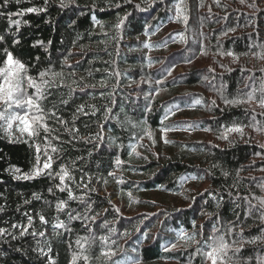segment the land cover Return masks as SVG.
<instances>
[{
    "label": "trees",
    "instance_id": "trees-1",
    "mask_svg": "<svg viewBox=\"0 0 264 264\" xmlns=\"http://www.w3.org/2000/svg\"><path fill=\"white\" fill-rule=\"evenodd\" d=\"M64 3L66 7L61 0H0V67L7 50L37 82L46 72L44 78L53 86L40 102L42 109L55 111L68 129H78V134L65 131L64 124L46 117L43 123L53 131H41L37 138L21 136L15 123L11 139L0 130V228L9 233L0 238V264H48L41 250L55 264H70L72 254L81 250L78 239L89 257L87 264H102V236L116 242L111 264H189L190 256L191 264H206L195 256V245L185 247L177 239L181 228L193 231L192 220L198 233L203 225L205 239L214 224L226 231L238 217L236 233L243 230L245 240L260 235L259 213H247L249 201L255 206L256 197L264 198L259 187L264 185V108L255 101L225 105L219 93L228 99L243 98L249 77H256L257 87L264 78V0H156L154 4L148 0L150 6L143 0ZM177 4L188 18L186 23L176 19ZM28 8L45 11L27 13ZM126 14L124 25L117 29ZM147 28L154 34L145 35ZM145 42L153 47H144ZM173 65L168 76L165 69ZM54 73L61 75L53 77ZM157 80L164 83L156 85ZM156 87L161 91L151 101V111H146L145 93ZM197 100L202 103L196 104ZM174 104L179 110L173 109L175 114L165 124L175 130L166 134L170 143H164L160 122ZM80 105L83 112H77ZM109 107L110 118L104 119ZM233 125L241 126L243 134L228 132ZM145 128L152 131L154 144L144 135ZM97 134L104 139L97 141ZM26 139L28 143L21 142ZM130 144L137 145L140 156L129 157ZM35 145L41 149V166L46 151L53 157L54 174L61 166L68 168L73 180L64 181L65 191L56 187L60 181L55 175L13 178L12 168L30 172L36 163ZM53 147L58 151L53 153ZM116 156L130 163L116 167ZM194 176L203 179H191ZM60 201L66 202V208H56ZM26 213L33 222L29 232L20 236L22 228L12 225L28 226ZM69 214L81 218L70 219ZM58 223L64 227L54 230ZM137 227L149 231L150 237L143 239ZM126 230L129 235L124 236ZM234 239V247L241 246L240 236ZM171 243L177 247L165 251ZM255 256H264V242L244 243L237 258L244 264Z\"/></svg>",
    "mask_w": 264,
    "mask_h": 264
},
{
    "label": "snow or ice",
    "instance_id": "snow-or-ice-1",
    "mask_svg": "<svg viewBox=\"0 0 264 264\" xmlns=\"http://www.w3.org/2000/svg\"><path fill=\"white\" fill-rule=\"evenodd\" d=\"M7 2V0H5ZM19 2V0H17ZM62 6H67V4L64 3V0H61ZM69 3H74L75 0H68ZM144 3L148 4V0H143ZM243 3L244 0H241ZM156 3V0H151V4ZM150 6V4H148ZM119 7V5H117ZM137 9L140 10H146V8L141 9L140 5L134 6ZM176 19L183 18L184 22H187V16H182L183 9L179 4L176 6ZM27 13H33V12H41L45 11V9H38V8H28L24 10ZM22 14V13H21ZM129 14H126L123 18L119 19V23L116 25L117 29L122 28V26L125 23V20L127 19ZM12 23L19 25V21H12ZM235 29H230V31H234ZM154 34V32H151L150 28H147L145 31V35ZM227 35V33H224ZM3 40V37H0V41ZM185 38L181 36V41H184ZM166 46V45H165ZM144 47L146 48H152L153 45L150 42H145ZM203 51V49H202ZM206 54V53H204ZM221 55H229V56H235V54L231 51L228 52H220ZM238 58V57H237ZM186 62L190 63V60H187ZM151 67V63L148 65ZM173 67L166 68L165 71L168 76L172 74ZM209 71H214L212 69H209ZM242 71H244L242 69ZM47 75L46 72H41L39 74L40 80L37 82V80L31 76L27 75V68L24 63H22L19 59L14 58L13 54L11 52H8L5 50L4 53V66L0 67V130H3V132L8 136L9 139L12 138L13 135V126L15 123L16 130L21 134V136L27 135L28 139H33L39 137L41 131L44 133H50L53 131V129L49 128V126L46 123H43L46 117L55 118L58 123L65 125V131H70L72 133L78 134V129H68L66 124L67 122L63 121L62 118L56 116L55 111H51L49 113H45L44 110L41 107V101L45 98L47 89L53 86L52 81L45 79L44 77ZM61 75L60 73H54L53 77ZM145 82V81H142ZM147 83L151 84V81H147ZM156 85H162L164 83L163 80H157ZM101 86H103V82H101ZM85 87H95V85H85ZM35 89L34 93H29V89ZM246 94L245 97H234L232 99H228L223 96L222 91L219 93L221 95V98L223 99V102L225 105H238L241 103H251L255 101L257 105L261 108H264V78H261L259 81V86L257 87L256 84V77H249V84L246 85ZM72 90H70L71 92ZM161 89L159 87L153 88L150 92L145 93V100L149 101V104L146 106V111H151V101L155 99V96L159 94ZM103 95V94H102ZM68 101L63 100L62 103L66 104ZM201 100H197L196 104H201ZM213 106H215V101H212ZM95 108V106H91ZM179 110V105H172L168 107L164 113V116L160 122V132H161V138L164 143H170L167 139V133L171 130H175L173 126H169L165 124V121H167L171 115H174L175 112L173 111ZM84 105H80L77 108V112H83ZM112 112V109L106 108L104 119L110 118V113ZM264 114V113H262ZM76 116H73V122L75 121ZM139 126V125H136ZM205 131H211V129H204ZM228 132H236L243 134V129L239 125H233L232 127L227 129ZM144 135L147 136L152 143H155V140L152 138L153 134L150 129L145 128L144 129ZM75 138V135L73 136ZM221 139H228L227 135H221ZM19 139V138H18ZM58 140L59 137H56ZM95 139L97 141H102L104 139L103 136H100L99 134L96 135ZM140 139H143V136L140 137ZM23 143H28V140L21 141ZM30 147H32L31 144H29ZM129 147L131 148V151L128 153L129 157L133 156H140V153L137 152V145L136 144H130ZM264 147V145H262ZM52 152L55 153L58 151L57 148L53 147ZM40 146L35 145V159L36 163L28 173H21V169L19 168H12L10 171L13 173V178L15 179H23V180H29L34 179L36 177L45 175V176H53L55 175L58 177L60 184L56 187L60 191H65L68 186L64 184V181L67 179L69 181L73 180V176L69 172L68 168L61 166L60 171L53 173V157L51 155H48L45 151L44 156L45 159L42 162L41 166V159H40ZM92 153L89 152V155ZM143 159H147V157H142ZM156 158L158 159V154L156 155ZM75 162H73L74 164ZM130 163L129 161H123L119 156L115 157L114 164L116 167H120L122 164ZM215 167V165H213ZM17 173H21L17 175ZM110 176H114V173H109ZM223 175L227 176L228 173L224 172ZM83 178V177H82ZM191 179H203V177L194 176L191 177ZM107 183V181H104ZM181 186H183L181 184ZM162 190H166L163 185L159 186ZM261 189H264V185H260ZM52 189L49 188V192H51ZM208 191V190H205ZM183 195V193H180ZM209 195L213 196V198H216L213 193H209ZM130 196V194H129ZM229 196L231 197V193H229ZM37 199L39 197H36ZM76 199L80 200L83 199L82 197H75ZM188 197H185L187 199ZM73 199L72 193L69 190V200ZM193 197V201H194ZM222 200L223 198L220 197ZM241 199H246L244 197H241ZM257 205H252L249 201V209H248V216L252 215L253 211H256L259 213L257 219L262 222L261 228H260V235H257L255 237H252L250 239H244L243 237V230H241L240 233L235 232L236 225L240 222L239 217L237 218V221L229 222L227 226L226 231H221L220 227H217L216 224L213 225L210 235L207 239L204 238L203 234V225H201V231L198 233L196 231V222L195 220H192V229L193 231L191 233L186 232L183 228H181L177 232V239L182 240L185 242V247H190L192 245H195L194 248V254L195 256L202 257L203 260L206 262V264H241L240 259H238V254L241 252L243 244H257L258 242H264V198L256 197ZM66 202L60 201L57 203L56 208L58 210H62L66 208ZM236 207H239L237 204ZM107 211V210H105ZM115 211L119 212V209H115ZM176 211H179L178 209ZM204 214V213H201ZM27 216L28 220V226H21V225H12L13 228H22L20 232V236H24L26 233L29 232V227L32 225L33 218L31 215L25 214ZM208 215H211L210 213ZM70 219H80L81 217L79 215L77 216H71L69 214ZM146 218V217H145ZM39 219L42 223H46L45 217L43 215L39 216ZM90 219L95 222V217H90ZM217 224H219V218L217 220ZM64 227L63 223H58L53 226L54 230L57 228ZM136 231L141 232L143 239H148L150 237L149 231H142L140 228H136ZM111 231V230H110ZM36 234V233H32ZM59 234V233H57ZM9 235V233L4 228H0V238H3L4 236ZM40 236H44L45 233L40 232ZM124 236L129 235L127 230L123 233ZM200 236V239L197 240V236ZM236 235L240 236L241 241L243 242L241 246L234 247L236 244V240L234 237ZM13 239H16V236L13 235ZM84 239L87 242V238H81ZM95 240V237L93 236V241ZM100 240L102 241V247L105 249L101 256L103 257L102 264H111L112 257L115 256V251L113 246L116 244L115 241H110V238L108 236H102L100 237ZM76 244L80 246V252L79 253H73L71 256L70 264H78V262L82 259L85 261V264H87V261L89 260V257L87 255H84L85 248L84 244L81 243V240H77ZM71 247V245H69ZM177 247L176 243H171L169 246L165 247V251H169L170 249H175ZM17 251H21V249H17ZM50 251V248H49ZM231 253V255H230ZM41 256H45L48 260V264H55V262L51 259V257L46 254L43 250L40 251ZM194 257H189V264H191L192 259ZM97 259H100L99 257ZM256 260V264H264V256H255V257H249L244 261V264H251L252 260ZM115 264H120V262H115Z\"/></svg>",
    "mask_w": 264,
    "mask_h": 264
},
{
    "label": "rangeland",
    "instance_id": "rangeland-1",
    "mask_svg": "<svg viewBox=\"0 0 264 264\" xmlns=\"http://www.w3.org/2000/svg\"><path fill=\"white\" fill-rule=\"evenodd\" d=\"M165 264H176L175 262L165 263Z\"/></svg>",
    "mask_w": 264,
    "mask_h": 264
},
{
    "label": "bare ground",
    "instance_id": "bare-ground-1",
    "mask_svg": "<svg viewBox=\"0 0 264 264\" xmlns=\"http://www.w3.org/2000/svg\"><path fill=\"white\" fill-rule=\"evenodd\" d=\"M245 84V83H244ZM259 168V167H258Z\"/></svg>",
    "mask_w": 264,
    "mask_h": 264
}]
</instances>
